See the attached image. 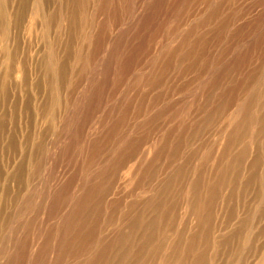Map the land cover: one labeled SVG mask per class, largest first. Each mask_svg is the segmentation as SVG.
I'll list each match as a JSON object with an SVG mask.
<instances>
[{
    "label": "rangeland",
    "instance_id": "1",
    "mask_svg": "<svg viewBox=\"0 0 264 264\" xmlns=\"http://www.w3.org/2000/svg\"><path fill=\"white\" fill-rule=\"evenodd\" d=\"M3 1L0 264H264V0Z\"/></svg>",
    "mask_w": 264,
    "mask_h": 264
},
{
    "label": "bare ground",
    "instance_id": "2",
    "mask_svg": "<svg viewBox=\"0 0 264 264\" xmlns=\"http://www.w3.org/2000/svg\"><path fill=\"white\" fill-rule=\"evenodd\" d=\"M6 7H5V2L3 1V0H0V31H1V37H2V39H4L6 36H7V33H8V26L6 25ZM6 50V49H5ZM7 54V53H6ZM7 67H9V66H7ZM43 67V70H44V72H46L47 70H46V67H45V65L44 66H42ZM6 68V67H5ZM55 68V67H54ZM7 69V68H6ZM12 69H13V67L11 66V68H9V76L8 77H10V75H12L11 74V71H12ZM55 71H56V69H55ZM1 75V74H0ZM47 75L45 74V77H46ZM43 80H45V79H43ZM46 80L48 81V78L46 77ZM45 80V82L47 83V81ZM4 80L3 79H0V94H2L3 92H4V87H5V85H4V82H3ZM5 84H6V82H5ZM40 113V112H39ZM1 118V117H0ZM0 121H2V120H0ZM1 124L2 123H0V134H1V129H2V127H1ZM16 142L13 140V141H11V143H9V146L10 147H14V145L16 146ZM21 170V168H19V166H18V168L16 169V171H15V173L14 174H19V171ZM17 176V175H16Z\"/></svg>",
    "mask_w": 264,
    "mask_h": 264
}]
</instances>
